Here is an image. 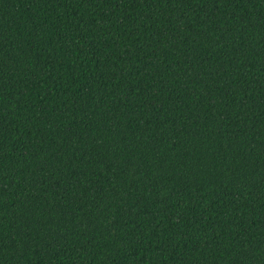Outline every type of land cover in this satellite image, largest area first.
I'll list each match as a JSON object with an SVG mask.
<instances>
[{"label": "trees", "instance_id": "obj_1", "mask_svg": "<svg viewBox=\"0 0 264 264\" xmlns=\"http://www.w3.org/2000/svg\"><path fill=\"white\" fill-rule=\"evenodd\" d=\"M0 264H264V0H0Z\"/></svg>", "mask_w": 264, "mask_h": 264}]
</instances>
